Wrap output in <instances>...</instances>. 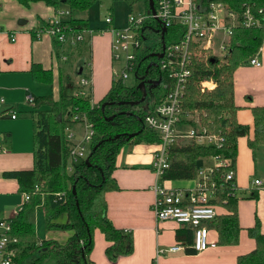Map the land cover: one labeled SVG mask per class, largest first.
<instances>
[{"label":"trees","instance_id":"1","mask_svg":"<svg viewBox=\"0 0 264 264\" xmlns=\"http://www.w3.org/2000/svg\"><path fill=\"white\" fill-rule=\"evenodd\" d=\"M21 4L43 1L54 8L65 5L69 19L65 23L75 31L89 29L87 23L80 16L99 0H17ZM139 1V0H135ZM143 13L148 14L147 0ZM202 4L220 2L226 7L237 9L243 3H254L264 8V0H197ZM155 25V22H152ZM184 32L183 26L177 25L167 29L163 36V43L167 44L179 40ZM158 36V35H156ZM264 29L233 30L231 36V53L223 60L209 61L208 65L193 56L191 76L186 88L182 109L185 112L199 111L205 116H199L201 126L209 133L220 134L224 137L222 149L200 145L184 147L172 146L168 153L170 163L164 175V180L189 181L196 177L198 159L223 154L232 162L234 169L237 156V141L248 134L249 128L236 120L237 108L233 103L232 75L236 68L252 57L262 44ZM55 41V40H54ZM58 43L57 41H55ZM85 42V41H83ZM82 42V43H83ZM60 44V43H59ZM62 45H68L64 43ZM78 45V44H77ZM161 50V42L158 44ZM150 52L143 48L136 57L135 66L137 76H144ZM159 59L156 60L157 65ZM37 69L34 70L36 72ZM78 74V69L76 70ZM147 75L155 79L160 78L156 88L145 86L146 96L143 102L137 105H118L120 101H136L141 97L137 88L139 80L135 79L133 87H127L121 79L111 83L105 97L96 107L91 105L89 98L80 97L66 91V84L61 81L59 99L54 101L52 95L33 98V109L29 117L33 124V168L29 171L15 172L20 194H30V199L18 211L12 220L11 236L15 239L12 247L16 250L14 264H93L89 254L93 245V232L98 229L106 241L112 244L105 250L106 254L114 259L119 255L131 252V237L112 226L106 218L105 193L116 188L112 171L115 167V158L120 149L127 144L158 142L157 134L144 126V117L150 114L159 96L155 91H161L162 84L167 80L165 72L158 67L148 68ZM146 75V76H147ZM79 76V75H78ZM77 76V77H78ZM212 77L216 88L211 93H201L199 81ZM48 84L51 77L48 74ZM104 102H113L101 110ZM254 124V138L248 141L251 148L264 142V107L251 109ZM84 113L93 124L94 136L89 152L84 160L73 165L71 172L67 171L69 143L66 133L72 125L73 115ZM113 115L111 121L106 118ZM78 127V126H77ZM71 130V129H69ZM133 138L127 139L126 134L138 132ZM119 134L118 139H112ZM95 148V149H94ZM39 187L44 193L43 199L39 193H34ZM75 188V195L72 194ZM61 193L63 197L57 200L53 194ZM219 204L222 199L227 200L224 206L230 213L218 215L213 221L217 232L218 246H236L239 243L240 225L237 217V198L227 196L226 189L218 192ZM43 203L40 208V203ZM45 215V229L71 231L72 235L63 244L54 240H41L40 245L35 235L29 215L36 209H42ZM61 215L66 216L65 223H54ZM249 239L254 241V249L237 256L236 264H264V233L260 231V224L255 220L254 225L246 229ZM176 241L191 243V232L180 229L176 232ZM187 254H196L186 249Z\"/></svg>","mask_w":264,"mask_h":264},{"label":"crops","instance_id":"2","mask_svg":"<svg viewBox=\"0 0 264 264\" xmlns=\"http://www.w3.org/2000/svg\"><path fill=\"white\" fill-rule=\"evenodd\" d=\"M58 11L68 10L54 8L43 1L24 5L17 0H0V99H3L0 102V146L3 149L0 151V215L6 219L15 217L22 201L19 184L12 174L33 168V124L29 117L33 105L26 103V97L52 95L57 101L61 81L66 84L67 92L78 94L80 77H77L76 70L82 68V73L90 79L91 102L96 105L114 81L112 35L109 30L100 33L115 26L114 17L106 15L100 26L91 25L86 12L80 16L89 29L98 32L87 43L85 41V50L83 45L68 47L62 45L64 43H56L45 33L35 36L52 19L68 21V14L58 15ZM107 17L111 18L110 25L105 23ZM251 59H256L259 65H252ZM84 61H87L86 72L81 67ZM48 74L50 84L45 81ZM232 84L236 120L249 128L248 134L238 139L234 166L236 211L241 228L239 243L236 246L217 245L197 254L165 252L155 262L158 249L166 251L177 242L176 232L180 227L170 221L157 222L152 211L156 197V178L151 169L155 146L143 142L127 144L115 158L112 178L116 188L105 193V201L106 218L114 228L131 237V252L111 259L105 250L112 243L95 229L89 254L93 264H236L237 256L254 249V241L248 238L246 229L258 220L260 231L264 233V191L259 192L252 185L254 179L264 180V147L261 144L253 149L248 141L254 138L251 109L264 107V37L258 51L244 65L236 68ZM9 110L15 112V119L9 117ZM77 126L72 125L69 129L79 132ZM212 158L198 159V168L213 164ZM182 182L186 181L164 180L163 185L183 188L185 185ZM218 212L219 215L230 213L223 206L218 208ZM63 217L66 220V216ZM59 220L53 222L64 223V220ZM210 232L211 238L217 240L216 230L211 229ZM71 235V231L50 230L46 231L44 238L38 237L37 240L38 243L54 240L63 244Z\"/></svg>","mask_w":264,"mask_h":264},{"label":"built area","instance_id":"3","mask_svg":"<svg viewBox=\"0 0 264 264\" xmlns=\"http://www.w3.org/2000/svg\"><path fill=\"white\" fill-rule=\"evenodd\" d=\"M153 1L155 15L150 12L130 15L125 28L111 26L101 30L100 33L109 30L112 35L111 59L120 62L122 66L119 72L114 71V80L121 79L123 82L130 73H134L136 80L140 79L141 76L138 77L136 73L135 60L143 48H148L149 52H152L157 40L162 46L160 33L155 32L157 24L155 19L166 28L165 33L168 28L177 25L183 26L184 30L179 40L164 43L163 55L157 67L159 71L166 73L167 80L162 84L158 102L151 113L144 117L143 122L144 126L154 131L159 139L153 144L155 150L151 162V169L156 178L154 185L156 197L152 205L155 219L157 222L170 221L177 224L180 229L189 230L191 243L177 241L166 251L158 249L156 262L157 258L165 252H185L188 248L197 254L217 246V240L211 238L210 230H215L213 221L219 215L218 208L227 204L226 199L217 203L218 192L226 189V195L229 197H236L237 192L235 171L231 160L223 154H216L212 158L213 164L203 165L197 169V175L188 188H169L163 185L164 175L170 165L168 153L172 146L184 147L192 144L216 149L223 148L224 137L209 133L204 126H201L199 116L205 115L204 113L194 111L192 115L196 116L191 117V113L182 109L191 76L193 56L196 54L205 65H208L211 58L223 60L232 51L230 42L234 29H264V9L257 7L254 3H243L237 9H231L220 2H208L204 5L197 0ZM57 13L64 15L68 14V11ZM152 22H155V25H152ZM105 23L110 25L111 18L107 17ZM157 25L159 30L160 25ZM41 33L49 35L58 43L75 46L83 41L88 42L98 32L92 29L75 31L64 21L56 18L50 20L47 26L38 31L35 36L38 37ZM148 33L153 34L156 40L143 44V41L148 38ZM11 40H14V36ZM158 52L161 53L162 50ZM250 63L259 65L256 59H251ZM81 69H78V75H80L78 95L90 99V79L82 73ZM147 70L148 68L145 73L148 72ZM215 87L216 82L212 77L199 81L201 93L211 92ZM0 102H3V99H0ZM26 103L33 105V98L26 97ZM7 114L12 119L16 118L14 111L9 110ZM71 120L78 125L79 132L71 129L66 133V140L69 143L68 172H71L74 164L86 158L95 133L93 124L84 113L73 115ZM182 126H187L188 130L179 129ZM2 150L0 146V151ZM252 185L259 192L264 191V180L254 179ZM34 193H39L43 199L44 193L39 187H35L32 194ZM21 195L22 201L18 211L30 199L28 193ZM53 196L60 200L63 194L55 193ZM42 205L41 201L39 207L41 208ZM12 220L0 215V264H14L16 257V250L12 247L15 242L11 236Z\"/></svg>","mask_w":264,"mask_h":264},{"label":"rangeland","instance_id":"4","mask_svg":"<svg viewBox=\"0 0 264 264\" xmlns=\"http://www.w3.org/2000/svg\"><path fill=\"white\" fill-rule=\"evenodd\" d=\"M94 6L95 7L93 8V5H92L87 10V12L85 13L87 18H88L87 21L89 20V23L91 25H100L101 26L103 24L104 17L108 14H111L114 17V21H115L114 27L122 29V28H125L127 26V19L130 15H137V14H139V12L142 13L145 10L146 3L144 0H139V1H135V0H99L98 2L95 3ZM59 8H67V7L62 4V5H60ZM155 40H156V37H154L153 34L148 33V38H147V40L143 41V44H149L150 42H154ZM84 43L85 42H83L82 44H79L77 46H81ZM86 43H87V41H86ZM82 48L86 50L85 45H83ZM87 54H86V57H87ZM241 64L244 65V62ZM112 66H113V70H115L117 72H119L122 68L120 62H117V61H112ZM82 67L84 69V72H86L87 61H84V64H82ZM123 84L127 87H133L136 84L135 78H134V73H130L128 75V78L123 81ZM215 88H214V90H215ZM213 91H211V92H213ZM211 92H205V93H211ZM154 94L156 97H158V96H160L161 91L156 90ZM91 105L96 107L97 104L94 105L91 103ZM193 113L194 112H191V115H190L191 117L196 116V115H192ZM241 124H243V123H241ZM179 129L188 130V127L182 126ZM182 183L185 185L183 188H188L192 184V181H186V182H182ZM63 216L61 218L59 217L57 220H59V219L61 221L64 220L65 218ZM29 222L33 226L36 237L37 238L38 237L44 238L45 233H46V229H45V215H44L43 208L39 209V210H37V209L34 210L29 215ZM65 222H66V220H64V223Z\"/></svg>","mask_w":264,"mask_h":264},{"label":"water","instance_id":"5","mask_svg":"<svg viewBox=\"0 0 264 264\" xmlns=\"http://www.w3.org/2000/svg\"><path fill=\"white\" fill-rule=\"evenodd\" d=\"M147 3H148V8H149V12L152 14V15H155V8H154V1L153 0H147ZM156 23L160 25V29L159 30H155L156 33H160V36H161V41H162V46H161V50L162 52L161 53H158V54H151L150 57H156L157 59H160L163 55V50H164V43H163V34L165 33L166 31V28L162 25V23L160 21H158L157 19H155ZM209 61L211 62H214V59L211 58ZM151 67V65H148L147 68ZM139 80V83L137 84V88L140 89L141 91V97L139 100H136V101H120L118 102L117 104L118 105H123V104H128V105H137L141 102L144 101L145 99V96H146V84H150L151 87L153 88H156L159 83H160V78H158L157 80H151V81H144L143 78H140L138 79ZM114 104L113 102H104L102 105H101V110L104 109L105 106L107 105H112ZM113 119V115L109 116L106 118L107 121H111ZM139 134V131L138 132H135V133H129V134H126V138L127 139H130V138H133L135 136H137ZM120 137L119 134L115 135L112 139H118ZM95 149V148H94ZM87 159H85V162L87 163ZM75 188L72 187V194L75 195Z\"/></svg>","mask_w":264,"mask_h":264},{"label":"flooded vegetation","instance_id":"6","mask_svg":"<svg viewBox=\"0 0 264 264\" xmlns=\"http://www.w3.org/2000/svg\"><path fill=\"white\" fill-rule=\"evenodd\" d=\"M155 30H158V25L156 24L155 25ZM158 40H157V43L155 42V45L156 46H154V50L152 51V52H150V55L151 54H157V53H159L157 50H158ZM150 57V56H149ZM156 60H157V58L156 57H150V59L147 61V67H148V65H151V67L150 68H155V69H157V63H156ZM148 73V72H147ZM147 73L144 75V76H141L140 78H143V80L144 81H151V80H157V79H155L153 76H150V75H147ZM147 75V76H146ZM146 86H150V84H146Z\"/></svg>","mask_w":264,"mask_h":264}]
</instances>
